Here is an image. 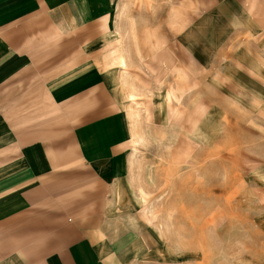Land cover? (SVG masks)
<instances>
[{"label": "crops", "instance_id": "crops-1", "mask_svg": "<svg viewBox=\"0 0 264 264\" xmlns=\"http://www.w3.org/2000/svg\"><path fill=\"white\" fill-rule=\"evenodd\" d=\"M151 68L264 102V0H0V264H128L113 195Z\"/></svg>", "mask_w": 264, "mask_h": 264}, {"label": "rangeland", "instance_id": "rangeland-1", "mask_svg": "<svg viewBox=\"0 0 264 264\" xmlns=\"http://www.w3.org/2000/svg\"><path fill=\"white\" fill-rule=\"evenodd\" d=\"M151 73L129 93L133 149L113 195L128 264H264L263 97L227 80L153 86Z\"/></svg>", "mask_w": 264, "mask_h": 264}]
</instances>
